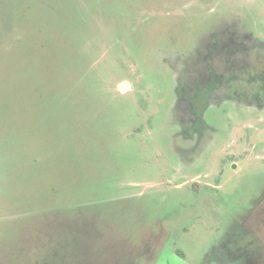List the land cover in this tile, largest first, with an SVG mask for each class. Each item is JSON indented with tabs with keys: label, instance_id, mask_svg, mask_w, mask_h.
<instances>
[{
	"label": "rangeland",
	"instance_id": "rangeland-1",
	"mask_svg": "<svg viewBox=\"0 0 264 264\" xmlns=\"http://www.w3.org/2000/svg\"><path fill=\"white\" fill-rule=\"evenodd\" d=\"M261 72L264 0H0V264H264Z\"/></svg>",
	"mask_w": 264,
	"mask_h": 264
},
{
	"label": "trees",
	"instance_id": "trees-1",
	"mask_svg": "<svg viewBox=\"0 0 264 264\" xmlns=\"http://www.w3.org/2000/svg\"><path fill=\"white\" fill-rule=\"evenodd\" d=\"M253 78L259 77L260 81H257V85H260L262 89L264 88V73L261 72L257 75L252 76ZM252 77H248L250 80H252ZM225 81L222 74L217 73L216 71L210 70L209 75L207 77V81L203 84L201 82V85H196L195 92L192 96L188 97L187 100L190 105V112L193 114V124H192V131L198 130L203 125V120L201 119L202 112L204 108L207 106V100L211 94L214 92H217V90H220L221 83ZM257 94H260V92L256 91L255 98L254 99H261ZM197 99H199L200 106L198 107ZM196 101V102H195Z\"/></svg>",
	"mask_w": 264,
	"mask_h": 264
},
{
	"label": "flooded vegetation",
	"instance_id": "flooded-vegetation-1",
	"mask_svg": "<svg viewBox=\"0 0 264 264\" xmlns=\"http://www.w3.org/2000/svg\"><path fill=\"white\" fill-rule=\"evenodd\" d=\"M239 257L235 258L234 260L231 261L232 264H236L238 261ZM236 260V261H235ZM249 264V263H248Z\"/></svg>",
	"mask_w": 264,
	"mask_h": 264
}]
</instances>
